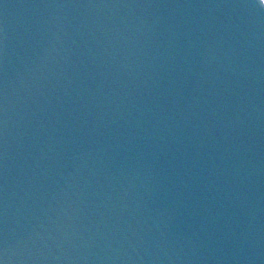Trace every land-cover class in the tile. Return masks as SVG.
I'll use <instances>...</instances> for the list:
<instances>
[{
  "label": "water",
  "instance_id": "water-1",
  "mask_svg": "<svg viewBox=\"0 0 264 264\" xmlns=\"http://www.w3.org/2000/svg\"><path fill=\"white\" fill-rule=\"evenodd\" d=\"M0 264H264V0H0Z\"/></svg>",
  "mask_w": 264,
  "mask_h": 264
}]
</instances>
